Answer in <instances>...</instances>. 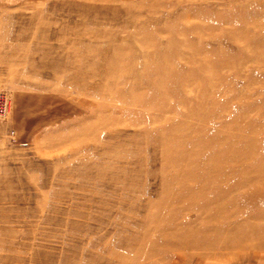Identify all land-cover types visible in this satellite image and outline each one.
Returning a JSON list of instances; mask_svg holds the SVG:
<instances>
[{"label": "rangeland", "instance_id": "374dc122", "mask_svg": "<svg viewBox=\"0 0 264 264\" xmlns=\"http://www.w3.org/2000/svg\"><path fill=\"white\" fill-rule=\"evenodd\" d=\"M0 264H264V0H0Z\"/></svg>", "mask_w": 264, "mask_h": 264}, {"label": "built area", "instance_id": "2783aa9c", "mask_svg": "<svg viewBox=\"0 0 264 264\" xmlns=\"http://www.w3.org/2000/svg\"><path fill=\"white\" fill-rule=\"evenodd\" d=\"M5 110H6V100L2 96V94H0V114H3Z\"/></svg>", "mask_w": 264, "mask_h": 264}, {"label": "bare ground", "instance_id": "6f19581e", "mask_svg": "<svg viewBox=\"0 0 264 264\" xmlns=\"http://www.w3.org/2000/svg\"><path fill=\"white\" fill-rule=\"evenodd\" d=\"M6 110H7V104H6ZM6 110H5V111H6ZM4 113H5V112H4ZM4 113H3V114H4Z\"/></svg>", "mask_w": 264, "mask_h": 264}]
</instances>
